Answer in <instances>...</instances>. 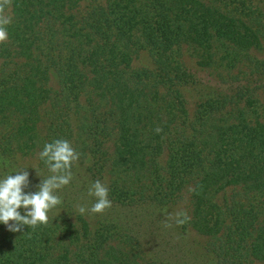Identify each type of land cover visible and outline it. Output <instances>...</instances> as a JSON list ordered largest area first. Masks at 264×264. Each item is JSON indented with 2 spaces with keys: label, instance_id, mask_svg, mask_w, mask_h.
Returning a JSON list of instances; mask_svg holds the SVG:
<instances>
[{
  "label": "trees",
  "instance_id": "1",
  "mask_svg": "<svg viewBox=\"0 0 264 264\" xmlns=\"http://www.w3.org/2000/svg\"><path fill=\"white\" fill-rule=\"evenodd\" d=\"M6 12L0 179L20 169L18 149L29 141L35 171L50 176L38 153L65 139L80 153L72 174L84 166L109 188L112 204L173 208L199 183L218 182L225 188L212 196L216 215L200 244L206 259L192 264H264V0H11ZM212 17L239 23L259 43L236 49L213 31ZM194 41L212 46L215 62L190 64L185 46ZM113 50L129 58L146 52L150 63L119 67ZM36 60L55 73L54 84L41 87L43 106H32L30 96L3 102L10 90L32 88ZM114 83L127 89L126 108ZM186 88L197 100L191 113ZM41 177L29 179L25 192L37 191ZM89 187L56 190L69 205L48 213L47 226L10 232L0 223V264H107L114 247L129 254L127 264L178 263L147 254L116 215L79 222L74 201L81 194L90 208Z\"/></svg>",
  "mask_w": 264,
  "mask_h": 264
},
{
  "label": "rangeland",
  "instance_id": "2",
  "mask_svg": "<svg viewBox=\"0 0 264 264\" xmlns=\"http://www.w3.org/2000/svg\"><path fill=\"white\" fill-rule=\"evenodd\" d=\"M213 14L216 15V13ZM212 18L215 22V17ZM216 20V26L213 31L218 34L219 38L229 40L236 49L240 48L241 46L248 47L247 44H251L253 42H257L256 45L259 43L257 41V37L254 35L246 31H238L240 27L239 23L228 24V22H225V18L223 17L217 18ZM120 51L123 52V50ZM185 54L188 62L195 66L204 65L210 61L215 62V56L211 58V55H213L212 46L210 47L209 44L202 45L198 43V41L187 44V47L185 46ZM110 56L116 61L119 67L125 64L143 66L150 63V58L146 52L129 58L127 56H121V53L113 50L110 53ZM222 59L223 58L216 56L217 62H222ZM117 68L118 67H116V69ZM32 75L33 78L31 83H34L32 88H27L28 90H26V88L22 87L10 90L4 95L3 102L4 100L11 101L14 98L19 101V99L23 96H30V98L33 99L32 106L35 108L43 106L42 104L47 98V93L44 92L41 87L43 85L49 86L54 84L55 73L52 68H49L44 62H38V60H36L33 63ZM110 75L111 78L114 76L111 73ZM115 82H117V79H115ZM111 86L118 87L120 90L119 95H121L123 100L122 108H126L130 103V97L127 96V89L125 85L123 83L119 85L114 83ZM188 90L189 89L186 88L184 93L187 103L186 106L191 113L192 110H194V105L197 100L195 92ZM32 131L34 130L32 129ZM34 132H37V130ZM37 136H39V134H34L30 138L35 139ZM35 150L36 144H33L32 141H29L27 145H24L23 147L19 146L17 155L21 164L20 169L27 167L25 170L29 172V179L32 183L34 181L33 176L36 174L35 169L37 168ZM165 151L166 150L163 146L162 153L164 154ZM96 180L99 179L89 176L86 170H84V166H82V168L77 166L73 178L70 184L67 186H90ZM100 181L104 183L102 180ZM29 186L33 185L30 183ZM197 187L198 188L196 191L190 192L187 195V198H184L180 204L173 208L154 206L128 208L120 204H112V206L106 209L103 213H86L85 215H81L79 222H87L89 225L93 223V221H95L98 216L106 214L116 215L121 218L120 220L124 223L125 227L129 229L130 234L136 236L137 240L142 244V247L147 254L152 255L153 253L155 254L156 252H159L160 255L166 256L174 262H178L175 264H186V262H188V264H192L199 261L200 258L202 259L206 256L203 254V249L201 248L200 244L202 241L207 239L210 230H212V220L213 218L215 219L216 210L213 205L214 199L212 196L219 194L221 190L225 188L223 185H221V183L218 182H201ZM84 199L85 198L79 194L74 202L76 205L84 206ZM93 203H95V200L89 197L90 207ZM68 205V202L63 204L61 203V207L56 206L49 212V215L57 216L59 212L61 213L67 210ZM77 212L71 214L73 223H75L77 220ZM186 214H188L189 218L191 219V223L189 222L191 224V231H188V233H184L181 230L182 224H177L176 222L177 219H182V215ZM166 224H170L171 226H165ZM76 228L80 229V227L77 226ZM110 253L112 261H107V264H127V261L130 259L129 254L118 247L112 248Z\"/></svg>",
  "mask_w": 264,
  "mask_h": 264
},
{
  "label": "clouds",
  "instance_id": "3",
  "mask_svg": "<svg viewBox=\"0 0 264 264\" xmlns=\"http://www.w3.org/2000/svg\"><path fill=\"white\" fill-rule=\"evenodd\" d=\"M10 6L11 0H0V43L8 40L7 25L12 22V17L6 9H10ZM155 131L162 130L157 128ZM38 156L51 175L42 178L36 170L37 176L41 177L36 185L37 191L25 192L30 184L29 172L25 170L27 167L15 171V175L10 174L0 179V223H3L10 232H21L25 226L35 229L40 225H48V213L62 203L55 192L70 184L73 178L71 169L73 164L78 162L80 153L68 140L56 139L45 143ZM87 194L95 198V203L90 208L76 205L80 215L103 213L112 206L111 200L108 199L109 188L100 180L90 185ZM20 209H23L24 214H21ZM186 219L187 217L183 220L177 219L176 222L183 224Z\"/></svg>",
  "mask_w": 264,
  "mask_h": 264
}]
</instances>
